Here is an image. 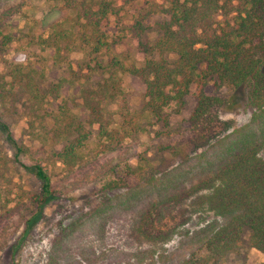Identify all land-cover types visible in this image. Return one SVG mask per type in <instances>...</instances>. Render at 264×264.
Listing matches in <instances>:
<instances>
[{
    "label": "trees",
    "instance_id": "1",
    "mask_svg": "<svg viewBox=\"0 0 264 264\" xmlns=\"http://www.w3.org/2000/svg\"><path fill=\"white\" fill-rule=\"evenodd\" d=\"M146 3L135 8L128 23L123 24L119 20L123 8L117 0H64V8L74 13L64 11L60 20L52 22L47 32L37 37L41 47L55 51L69 50L77 38L95 52L124 38L126 33L135 39L137 50L143 54L139 65L124 66L113 61L106 76L95 85L80 89L83 121L77 120L66 104L50 115L52 136L62 142L57 161L63 172L69 174L86 162L81 150L92 133L96 152L101 153L112 151L141 127L137 113L129 109V94L121 86L118 71L139 79L143 85L140 109L164 125L167 124L164 107L171 102L180 107L190 84L198 86L189 115L193 122L214 105L219 104L227 111L244 105L249 109L246 122L228 135L231 136L228 144L224 143L216 154L225 161L212 169L207 160L208 168L199 180L187 188H179L180 184L171 185V175L166 171L154 175L147 169L139 183L112 195L124 197L122 203H130L128 207L141 203L133 221L134 231L144 241L159 245L171 235L170 230H163L159 224L167 207L174 208L187 198L203 196L201 205L215 217L192 233L195 250L173 264H221L225 254L236 250L243 230L249 233L250 246L264 254V0L143 2ZM153 15L159 18L153 19ZM110 17L115 19L118 33L113 32L108 42V32L101 29V21L108 22ZM6 38L11 40L15 35ZM212 76L226 87L224 100L203 91ZM41 79L37 70L0 61V133L6 139L12 140L3 117L12 115L25 100L29 105L37 103ZM112 103L116 105L113 110L108 107ZM164 148L159 146L157 150ZM147 160L146 156L139 158L141 162ZM23 167L39 180L40 197L35 210L23 222L21 237L38 222L42 206L53 196L49 176L39 164ZM125 167L130 174L132 169ZM115 187V180H106L101 185L104 193L114 191ZM143 192L153 198L145 197L146 202L136 198ZM6 238L2 231L0 249ZM9 259L8 264H17L11 256Z\"/></svg>",
    "mask_w": 264,
    "mask_h": 264
},
{
    "label": "rangeland",
    "instance_id": "2",
    "mask_svg": "<svg viewBox=\"0 0 264 264\" xmlns=\"http://www.w3.org/2000/svg\"><path fill=\"white\" fill-rule=\"evenodd\" d=\"M146 1L117 0L123 8L120 22L128 23L134 9L147 5L143 4ZM64 11L74 13L64 8V0H0V61L18 63L42 74L37 103L29 105L25 100L12 115L2 119L12 140L0 133V233L7 235L0 249V264H8L10 256L17 264H173L195 250L192 233L215 217L201 205L203 196L167 207L159 224L171 235L159 245L144 241L134 231L133 221L141 203L128 207L130 203H122L124 197L112 194L139 183L147 169L154 175L166 171L171 175V185L187 188L203 176L207 160L212 169L225 161L216 154L224 143L228 144V135L246 122L249 109L243 105L227 111L217 104L193 122L189 115L198 86L190 84L180 107L173 102L164 107V125L140 109L143 85L139 79L118 71L121 86L129 94V109L137 113L141 127L112 151L101 153L96 152L92 133L81 150L84 165L64 173L56 157L62 142L52 136L50 115L66 104L75 118L83 121L80 89L93 86L106 76L113 61L125 66L139 65L143 59L135 39L126 33L124 38L95 52L77 38L69 50L41 47L37 37L44 35L52 22L60 20ZM101 29H107L108 42L113 32L118 33L113 17L108 22L101 21ZM7 35L15 38L8 40ZM203 91L221 100L227 94L215 76L207 81ZM108 107L113 110L116 105ZM161 130L169 133L155 135ZM159 146L165 148L158 151ZM143 156L148 160L139 161ZM32 164H39L48 174L53 196L42 206L38 222L21 237L23 222L35 210L40 197L39 180L23 167ZM125 166L132 169L130 174ZM106 180L116 181L114 191L103 192L101 185ZM146 194L136 198H153ZM221 264H264V254L250 246L249 233L243 230L236 250L225 254Z\"/></svg>",
    "mask_w": 264,
    "mask_h": 264
}]
</instances>
